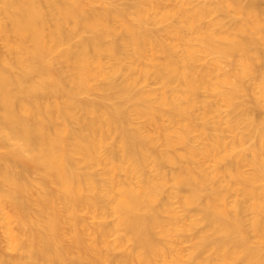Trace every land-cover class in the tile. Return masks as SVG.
<instances>
[{
    "label": "bare ground",
    "instance_id": "obj_1",
    "mask_svg": "<svg viewBox=\"0 0 264 264\" xmlns=\"http://www.w3.org/2000/svg\"><path fill=\"white\" fill-rule=\"evenodd\" d=\"M169 1L158 18L166 7L158 0H0V264H214L203 256L209 249L220 253L219 264H264V118L241 108L228 120L231 131L244 123L238 143L248 139L249 153L232 155L222 138L204 148L191 143L195 120L205 128L214 108L197 100L203 90L232 112L243 93L264 110V0L190 8L193 0ZM216 12L228 21L204 22ZM162 31L171 42L154 34ZM235 54L232 72L215 79L197 65L214 55L218 68ZM148 57L142 74L161 84L160 93L138 89L133 78ZM95 92L100 100L82 98ZM132 114L158 136L143 134ZM212 156L225 165L210 170L204 160ZM101 164V173L91 170ZM174 199L195 210L189 224L179 226ZM82 210L100 223L91 227ZM201 223L193 255L176 254L171 238Z\"/></svg>",
    "mask_w": 264,
    "mask_h": 264
},
{
    "label": "rangeland",
    "instance_id": "obj_2",
    "mask_svg": "<svg viewBox=\"0 0 264 264\" xmlns=\"http://www.w3.org/2000/svg\"><path fill=\"white\" fill-rule=\"evenodd\" d=\"M158 1L162 4V6L166 5V7L162 8L161 10L156 11V12H158L157 13L158 18H160L162 15V12L170 9L169 7L172 4V2L169 0H158ZM200 1H203V0H193V3L190 5H187L186 8H190L193 6H195V7L201 6L203 3H201ZM261 3H262L261 7L264 9V2H261ZM122 4H123V1L115 2V5H117L119 7H122ZM95 6H96V8H101L100 4H96ZM212 20L224 23V22L228 21V18H225L224 14L222 15L220 12H216V13L210 15L209 17H207L204 20V22H208V21H212ZM168 23L174 25L176 23V21L174 22V20H172V21H168ZM165 24H167V23H165ZM149 26L153 30L154 29L156 30L159 27L161 28V26H154V25H149ZM162 26H165V25L162 24ZM154 34L156 36L162 37L168 43L171 42L170 39L167 40L164 38V36H163L164 32L163 31L159 32V33H154ZM201 36H202V33H197V34L191 35V37L197 39L193 42L194 48L200 47L198 39L201 38ZM263 48H264V46H263ZM0 49L2 51H4V45H3L2 41H0ZM179 49H182V48H179ZM215 58L216 57L214 55H208L206 57H203L197 64L200 67H203L204 69H211L214 72V76H213L214 79L218 76L225 75L227 73H231L233 70L231 63L233 61L238 60L239 56L235 54V55L228 57V59H222L220 66L218 68L215 67V65H214ZM136 63L137 64L134 65V69H135L134 71H136V73L133 74V78H136L138 80L137 88L138 89H145V90H156L158 93H160L162 91L161 84H159L155 80V78H153V77H150L148 79H144V76L142 74L143 69H147L151 66L150 57H148L146 59H142L141 61L136 62ZM246 81L249 84L253 83V80H251V79H247ZM97 83H99V84L104 83V78L99 77L97 79ZM203 91H204V93L202 92V94L199 95L197 100L201 103L202 102H210V103L214 104V108L208 114L209 117H207V120H206L207 125L205 128H202V126H204V122H205L204 120H202V119H196L195 120L196 129L192 132L191 143L195 147L204 148L212 142V138L213 139L214 138H222L223 141L225 142L226 146L233 150L232 155H234V154L236 155L238 153H249L246 150L251 143L248 139L245 140L243 142V144L238 143L239 137H240V132L243 130L244 123L242 121L240 123V121H239L237 130L231 131L230 124L228 123V120L235 119V118H237V116L240 117L241 113H242L241 108H242V110L246 109V110H250V111H252V109L254 108L255 112H253V113H256L261 118H264V110L261 108H257L254 105L253 96L251 94L243 93V94H241L239 101L237 103L240 107L237 108L234 112H232L231 108H228L221 101V98L215 92H213L209 89L203 90ZM82 98L87 99V100H100L101 99L100 98V92H95V93H91L89 95H84ZM117 101H118V99L115 98V99H113L112 102H117ZM131 120H132V123L134 126L141 127V129H142L141 132L143 134L151 135V136H158V129L154 126H151L149 124L148 119H146V118L142 119V118L136 116L135 114H132ZM162 124L164 126L170 127L171 128L170 130H172V128H174L172 126V124L170 123V121L167 120L166 116L162 120ZM113 143H115V137H112L110 139V144H113ZM157 147L160 151L165 150L161 144H158ZM177 151L183 152L184 147H182V146L177 147ZM4 152H5V149L0 148V156ZM100 155L102 157V160L105 161L107 159L106 149L102 150ZM231 156L228 158V160L231 158ZM234 158L235 157H232L233 160H235ZM214 160H215V158L213 156L210 157V160H204L206 165L208 166V168H210V170H212L215 167V165H218L220 167L225 165V161H223V163H221V164H216ZM152 166H153V163H151V165L149 167H152ZM82 167L85 169L84 165ZM164 169L166 171L170 170V168L167 165L164 167ZM91 170L97 174L101 173L103 171V164L98 165V166H94L91 168ZM243 171L245 173H250L252 171V168L249 165H245L243 168ZM120 175L123 177V174L120 173ZM211 186H214V185H211ZM231 187L233 190L239 189V186H237V185L231 184ZM167 190L171 191L170 185L168 186ZM235 194H236V192L231 193L227 198L228 203H230L229 204L230 206H232L234 204L233 201H234L235 196H236ZM237 198H239L240 200L245 202V200L241 196H238ZM173 206H174L175 210L178 212V214L180 215V221L181 222H180L179 226L181 227L183 225L189 224V222H190V219H188L189 215H194L195 210L190 209V210H188L189 212L184 211L182 206H181L179 199H174ZM80 214L86 219V221L88 222V224L91 227H95L101 221L100 219L96 218L88 210H82ZM187 214H188V216H187ZM246 214L248 215V216L247 215L246 216L250 218L251 213L247 212ZM199 217L200 216L197 215V216L192 217L191 219L193 220V219H195V218L197 219ZM2 218H3V215H2V213H0V222H1ZM105 220L107 223L111 224V223H114L115 218L113 216H109ZM203 229H204V225L201 223V224H198L197 226H195L193 229L186 230V232L183 233L184 235L178 236L179 233L175 234V236H173L170 240V244L175 249V253L178 255H182L184 257L192 256L193 255L192 244L197 240V237L200 234V231H202ZM2 231H3V229L1 228V224H0V236L2 235ZM118 235H121V232L112 233L109 236V241L114 242L117 239ZM177 237H179V239L185 237V240L180 242ZM130 247H131V244L127 243L126 248L130 249ZM118 253H120V252H118ZM219 254L214 249H209L203 256L205 258H210L214 262V264H219Z\"/></svg>",
    "mask_w": 264,
    "mask_h": 264
}]
</instances>
